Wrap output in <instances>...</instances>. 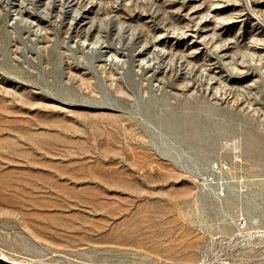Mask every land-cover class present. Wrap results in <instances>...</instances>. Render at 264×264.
<instances>
[{
  "label": "rangeland",
  "instance_id": "1",
  "mask_svg": "<svg viewBox=\"0 0 264 264\" xmlns=\"http://www.w3.org/2000/svg\"><path fill=\"white\" fill-rule=\"evenodd\" d=\"M15 262L264 264V0H0Z\"/></svg>",
  "mask_w": 264,
  "mask_h": 264
},
{
  "label": "built area",
  "instance_id": "2",
  "mask_svg": "<svg viewBox=\"0 0 264 264\" xmlns=\"http://www.w3.org/2000/svg\"><path fill=\"white\" fill-rule=\"evenodd\" d=\"M234 176L231 164L224 161H212L196 175V180L202 191L208 193L212 197L222 200L229 193L228 183L230 178ZM247 219H241L238 223L240 227H246Z\"/></svg>",
  "mask_w": 264,
  "mask_h": 264
},
{
  "label": "bare ground",
  "instance_id": "3",
  "mask_svg": "<svg viewBox=\"0 0 264 264\" xmlns=\"http://www.w3.org/2000/svg\"><path fill=\"white\" fill-rule=\"evenodd\" d=\"M6 261H8V260H6ZM11 261V260H10ZM12 262V261H11ZM15 264H16V262H15Z\"/></svg>",
  "mask_w": 264,
  "mask_h": 264
}]
</instances>
